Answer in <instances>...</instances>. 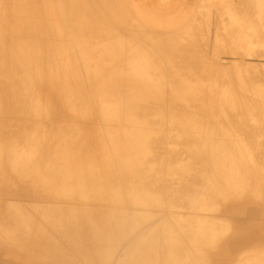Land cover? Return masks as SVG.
I'll return each instance as SVG.
<instances>
[{
	"label": "bare ground",
	"instance_id": "obj_1",
	"mask_svg": "<svg viewBox=\"0 0 264 264\" xmlns=\"http://www.w3.org/2000/svg\"><path fill=\"white\" fill-rule=\"evenodd\" d=\"M130 8L0 0V264H264V0Z\"/></svg>",
	"mask_w": 264,
	"mask_h": 264
},
{
	"label": "rangeland",
	"instance_id": "obj_2",
	"mask_svg": "<svg viewBox=\"0 0 264 264\" xmlns=\"http://www.w3.org/2000/svg\"><path fill=\"white\" fill-rule=\"evenodd\" d=\"M181 0H130L131 8L130 10L132 12H135L139 14V16L146 20L147 22L149 20L152 21L150 25L154 26L158 30H173L178 29L184 26H187V23L189 19L192 18L194 14V11L196 10V6L188 5V6H182L180 4ZM171 8L175 9V11H179V14L176 15V22L172 24H167L166 22H159L155 15L152 16L150 13L154 12H162V11H168ZM215 14V15H214ZM213 14V20L216 22L217 14ZM219 17V16H218ZM183 22H182V21ZM148 25V24H147ZM242 74V73H241ZM233 76V74H231Z\"/></svg>",
	"mask_w": 264,
	"mask_h": 264
},
{
	"label": "crops",
	"instance_id": "obj_3",
	"mask_svg": "<svg viewBox=\"0 0 264 264\" xmlns=\"http://www.w3.org/2000/svg\"><path fill=\"white\" fill-rule=\"evenodd\" d=\"M197 1L198 0H181L180 4L182 6H188V5H192V6H196V10H197ZM196 10L194 11V14L196 13ZM135 13V12H134ZM137 17H139L138 19L140 20V22L148 29H151V30H154V31H159V32H173V31H176L178 29H181V28H178V29H173V30H158L157 28H155L154 26L150 25L152 23L151 20H149L148 22L146 20H143L139 14L135 13ZM152 16H156L157 19L159 22H161L163 24V22H166L167 24H172L174 25L173 23L176 22V15L179 16V14H182V13H179V11H175V9L171 8L170 10L168 11H162V12H154V13H150ZM191 19H189L190 21ZM182 21V20H181ZM188 21V23H189ZM148 24V25H147Z\"/></svg>",
	"mask_w": 264,
	"mask_h": 264
}]
</instances>
